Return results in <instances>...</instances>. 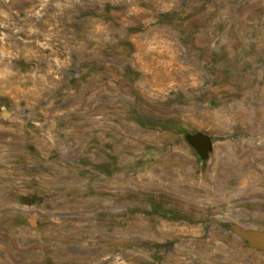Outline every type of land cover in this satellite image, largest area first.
Returning <instances> with one entry per match:
<instances>
[{
	"label": "rangeland",
	"instance_id": "374dc122",
	"mask_svg": "<svg viewBox=\"0 0 264 264\" xmlns=\"http://www.w3.org/2000/svg\"><path fill=\"white\" fill-rule=\"evenodd\" d=\"M240 232L264 0H0V264H264Z\"/></svg>",
	"mask_w": 264,
	"mask_h": 264
},
{
	"label": "water",
	"instance_id": "95a60500",
	"mask_svg": "<svg viewBox=\"0 0 264 264\" xmlns=\"http://www.w3.org/2000/svg\"><path fill=\"white\" fill-rule=\"evenodd\" d=\"M201 145L205 148V150H208L211 147V142L208 140H203L200 142ZM240 235L251 242L253 246L260 248L264 251V233L262 232H246L242 233L240 232Z\"/></svg>",
	"mask_w": 264,
	"mask_h": 264
}]
</instances>
